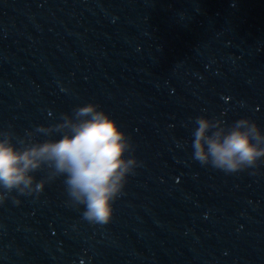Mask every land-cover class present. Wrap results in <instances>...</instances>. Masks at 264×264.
Segmentation results:
<instances>
[{
  "label": "water",
  "instance_id": "95a60500",
  "mask_svg": "<svg viewBox=\"0 0 264 264\" xmlns=\"http://www.w3.org/2000/svg\"><path fill=\"white\" fill-rule=\"evenodd\" d=\"M88 102L143 165L104 226L67 203L63 177L0 204V264H264V164L202 167L190 122L264 131V0H0V129Z\"/></svg>",
  "mask_w": 264,
  "mask_h": 264
},
{
  "label": "clouds",
  "instance_id": "9594fccd",
  "mask_svg": "<svg viewBox=\"0 0 264 264\" xmlns=\"http://www.w3.org/2000/svg\"><path fill=\"white\" fill-rule=\"evenodd\" d=\"M190 122L192 159L202 167L231 175L264 164V131L250 117L226 123L199 115ZM134 152L130 134L91 102L23 135L9 125L0 129V204L11 199L18 205L19 196L38 198L46 183L63 177L67 203L82 206L89 224L107 225L128 177L143 165ZM37 172L45 175L37 179Z\"/></svg>",
  "mask_w": 264,
  "mask_h": 264
}]
</instances>
